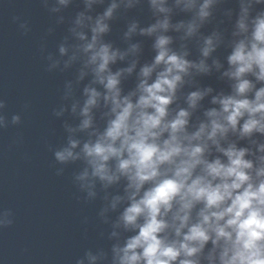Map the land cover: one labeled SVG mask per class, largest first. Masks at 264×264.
Instances as JSON below:
<instances>
[{
	"label": "clouds",
	"instance_id": "1",
	"mask_svg": "<svg viewBox=\"0 0 264 264\" xmlns=\"http://www.w3.org/2000/svg\"><path fill=\"white\" fill-rule=\"evenodd\" d=\"M76 2L40 0L66 34L39 46L45 71L72 70L51 110L55 174L77 165L76 198L106 226L74 264H264V0H78L66 18ZM5 108L0 129L19 125Z\"/></svg>",
	"mask_w": 264,
	"mask_h": 264
},
{
	"label": "water",
	"instance_id": "2",
	"mask_svg": "<svg viewBox=\"0 0 264 264\" xmlns=\"http://www.w3.org/2000/svg\"><path fill=\"white\" fill-rule=\"evenodd\" d=\"M79 6L77 0L63 14L68 18ZM128 15L147 20L146 9H133ZM13 16L28 21L31 30L26 35ZM123 24L117 19L108 38L119 43ZM49 26L55 30L43 42L47 51L55 52L66 24L55 25L40 0H0V98L6 100L9 117L21 114L19 125L0 129V210L13 213V224L0 229V264H74L85 248L106 246L98 235L106 228L96 215L100 201L77 200L82 195L72 183L77 165L65 166L57 176L60 165L48 147L64 141L60 120L51 110L72 72L45 71L39 46ZM150 55V41H145L144 58ZM204 82L217 84L214 78ZM26 102L29 108L24 110Z\"/></svg>",
	"mask_w": 264,
	"mask_h": 264
}]
</instances>
